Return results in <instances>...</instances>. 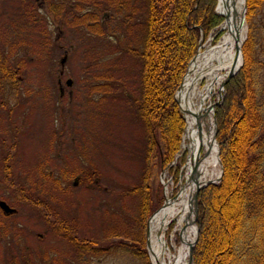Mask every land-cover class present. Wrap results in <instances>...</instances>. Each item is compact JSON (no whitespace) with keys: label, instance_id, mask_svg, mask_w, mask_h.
<instances>
[{"label":"rangeland","instance_id":"obj_1","mask_svg":"<svg viewBox=\"0 0 264 264\" xmlns=\"http://www.w3.org/2000/svg\"><path fill=\"white\" fill-rule=\"evenodd\" d=\"M147 13L148 0H0V54L15 77L0 73V200L14 209L0 208V264H152L150 217L181 182L147 149L137 116ZM252 33L264 63V3ZM182 148L171 162L181 169ZM60 220L109 246H74L56 228ZM7 235L17 238L9 248Z\"/></svg>","mask_w":264,"mask_h":264},{"label":"trees","instance_id":"obj_2","mask_svg":"<svg viewBox=\"0 0 264 264\" xmlns=\"http://www.w3.org/2000/svg\"><path fill=\"white\" fill-rule=\"evenodd\" d=\"M217 2L148 0L137 116L147 133V149H157L161 166L171 172L174 182L179 180L180 164L171 162L185 127L174 94L201 41L223 21L216 12ZM263 3L246 0L249 28L242 45L243 64L227 79L225 95L215 106V137L223 171L218 183L206 185L197 194L193 264H264V63L254 57L252 33L253 18ZM216 39L217 35L213 41ZM1 58L0 54L2 80L15 83L7 59ZM80 173L82 178L87 174ZM148 200L146 195L144 208ZM233 200L237 206L234 214ZM55 226L74 246L99 250L109 246L80 238L76 227L65 220ZM16 239L5 236L3 246L9 248Z\"/></svg>","mask_w":264,"mask_h":264},{"label":"bare ground","instance_id":"obj_3","mask_svg":"<svg viewBox=\"0 0 264 264\" xmlns=\"http://www.w3.org/2000/svg\"><path fill=\"white\" fill-rule=\"evenodd\" d=\"M243 4L244 0H218L216 12L223 17L219 25L222 34L214 43L197 52L177 93L186 120L181 144L186 147V159L180 189L175 194L166 189V201L150 217L148 248L152 264H189V246L196 233L192 220L196 201L190 196L197 183L213 179L219 169L209 102L213 99V87L216 84L221 86L227 73L240 63L236 47L243 41L246 30L242 19ZM201 82L203 88L199 89ZM170 225L169 238L173 249L165 237ZM177 233L181 236L180 243L177 242Z\"/></svg>","mask_w":264,"mask_h":264},{"label":"water","instance_id":"obj_4","mask_svg":"<svg viewBox=\"0 0 264 264\" xmlns=\"http://www.w3.org/2000/svg\"><path fill=\"white\" fill-rule=\"evenodd\" d=\"M243 7L244 9L242 10V19L245 20V17H244V10L246 8V0H244V4H243ZM245 39V37H244ZM243 39V41H244ZM243 41L241 42V44L239 46L236 47V56H240V63L237 67L233 68L230 72L227 73L224 81L222 82L221 84V91H220V97L219 99H212L210 101V106H211V114H212V138H213V141L214 143L216 144V159H217V162H218V165H219V171L217 173V175L211 179V180H206V181H203L201 182L200 184L197 183L198 185H195V188H194V191H193V194L190 196V199L194 198V200L196 201V207H195V210L193 212V224L195 225V228H196V233H195V236H194V239L192 241V243L190 244L189 246V251H188V258H189V264H193V259H192V248L196 242V239H197V234H198V227L196 225V218H197V194H198V191L205 187L206 185L208 184H216L220 181L221 179V176H222V171H223V166H222V162H221V159H220V156H219V144H218V141L216 140V137H215V129H216V119H215V106L218 105L221 100L223 99L224 95H225V83L227 81V79L231 76H233L234 74H236L238 72V70L240 69V67L242 66L243 64V54H242V45H243ZM195 57V55L191 58V61L193 60V58ZM187 71H188V68H187ZM186 71V72H187ZM66 83L69 85L71 83V80L68 79L66 81ZM182 84L183 82L181 81L177 90H176V93H175V99L176 101L178 102L179 104V101H178V98H177V93L178 91L180 90V88L182 87ZM179 108H180V111L183 113L184 112V109L181 108L180 104H179ZM182 169L180 168V173H181ZM0 208L1 210L4 212V213H12L14 211V209L12 207H10L4 200H0ZM146 243H147V240H146Z\"/></svg>","mask_w":264,"mask_h":264}]
</instances>
